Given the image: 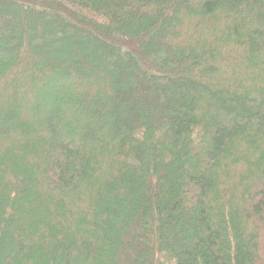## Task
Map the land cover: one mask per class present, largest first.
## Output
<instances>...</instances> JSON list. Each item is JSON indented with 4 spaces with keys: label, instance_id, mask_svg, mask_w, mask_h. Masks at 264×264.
Wrapping results in <instances>:
<instances>
[{
    "label": "trees",
    "instance_id": "1",
    "mask_svg": "<svg viewBox=\"0 0 264 264\" xmlns=\"http://www.w3.org/2000/svg\"><path fill=\"white\" fill-rule=\"evenodd\" d=\"M1 61L0 264H264V0H0Z\"/></svg>",
    "mask_w": 264,
    "mask_h": 264
},
{
    "label": "rangeland",
    "instance_id": "2",
    "mask_svg": "<svg viewBox=\"0 0 264 264\" xmlns=\"http://www.w3.org/2000/svg\"><path fill=\"white\" fill-rule=\"evenodd\" d=\"M10 57H13V56H10ZM2 63L4 64L5 62H2V61H1V62H0V65H3ZM4 66H5V65H4ZM44 95H45V97H44L45 99L47 98V96L49 97V94H47V92H45ZM16 116H17V114H13V116L11 115V116L9 117V120L14 119Z\"/></svg>",
    "mask_w": 264,
    "mask_h": 264
}]
</instances>
